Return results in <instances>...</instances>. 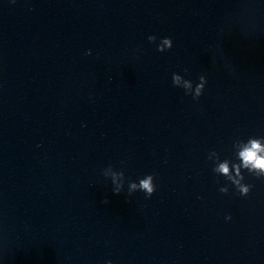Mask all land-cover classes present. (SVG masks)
I'll list each match as a JSON object with an SVG mask.
<instances>
[{"label":"clouds","instance_id":"1","mask_svg":"<svg viewBox=\"0 0 264 264\" xmlns=\"http://www.w3.org/2000/svg\"><path fill=\"white\" fill-rule=\"evenodd\" d=\"M259 149V145L257 142L253 141L252 142V148L251 149H245L242 153L241 156L245 161V164L247 165V163L255 160V165L256 167H262L264 166V159H258L256 158V150ZM221 170L224 172H227V166L226 165H222L221 166ZM142 186L145 188H148L149 191L151 190L149 187V183L148 182H142Z\"/></svg>","mask_w":264,"mask_h":264}]
</instances>
